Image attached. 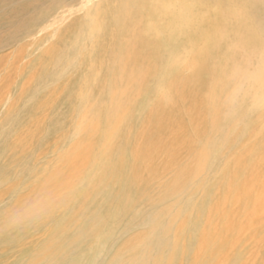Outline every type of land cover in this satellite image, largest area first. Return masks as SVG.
Here are the masks:
<instances>
[{"label":"rangeland","instance_id":"obj_1","mask_svg":"<svg viewBox=\"0 0 264 264\" xmlns=\"http://www.w3.org/2000/svg\"><path fill=\"white\" fill-rule=\"evenodd\" d=\"M142 1L0 0V216L21 212L28 219L58 220L53 215L79 201L91 199L85 213H100L113 198L134 196L136 211L147 214L148 220L122 221L110 242L113 247L155 228L148 264H264V217L259 226L241 234L229 261H220L226 251L219 248L208 259L195 261L203 227L229 183L242 186L255 170L264 178V104H257L251 92L233 96L237 70L264 64V0H190L189 11L167 19L155 32L153 25L160 22H150L156 17L145 23L128 17L138 4L144 6ZM117 14L126 16L117 19ZM143 24L148 31H142ZM113 32L119 36L116 43ZM122 43L134 47L130 56L135 64L130 66L138 70L133 77L152 71L140 89L132 87V75L123 76L120 66L112 70L107 63L104 75L94 68L101 57L109 62L107 57ZM122 102L130 115L121 118L115 131L122 133L113 136L114 106ZM195 105L200 113L194 117ZM161 108L168 119L182 122L183 129L167 134L154 128L160 122L153 121V115ZM86 110L92 111L90 119L102 117L92 164L74 193L49 202L44 186L85 138L81 124ZM191 119L196 120L192 126ZM178 138L193 150L181 151L175 160L165 149ZM106 143L117 151L124 147L128 159L118 185L112 183V174L106 175L117 160V152L112 155L110 148H103ZM140 149L144 160L137 155ZM201 149L209 157L204 170L180 193L166 195L178 169L193 165ZM141 169L151 178L145 176V183L134 177ZM36 204L48 213L33 215ZM230 204L226 209L231 213L238 204ZM182 218L188 219L183 233L165 231L172 220ZM216 219L221 220L219 215ZM38 223L43 226L34 233ZM52 225L47 219L28 222L27 235L16 236L14 244L18 249L26 239L39 236L31 255L19 262L21 254L14 251L16 258H0V264H12L14 258L15 263L33 264L38 252L45 254L51 245L45 233ZM59 255L45 254L40 264H60Z\"/></svg>","mask_w":264,"mask_h":264},{"label":"bare ground","instance_id":"obj_2","mask_svg":"<svg viewBox=\"0 0 264 264\" xmlns=\"http://www.w3.org/2000/svg\"><path fill=\"white\" fill-rule=\"evenodd\" d=\"M191 3L192 1L190 0H143L142 4L144 6L138 4L133 12H128L130 13L128 14V17L131 19L137 17V22L143 20L144 23L145 20H148L151 16L154 18L156 17L158 20L150 22H160V24L153 25V31L155 32L159 30L162 25H165L167 19H170L171 17L173 19V17L178 14L183 15L184 12L186 13L189 11L190 7L188 6ZM125 16L126 15L124 14H117L116 18L118 19L119 17ZM146 23H149V21ZM143 27L145 28V31H148L149 28L146 24L142 25V31H144ZM114 33L115 36L118 37L115 38L116 43L119 36L116 35V32H113V34ZM119 51L120 53L118 54ZM112 52L113 53L107 57L109 58V62L101 57V59H99V61H101H97L95 63L96 66L94 68L96 71L100 72L101 70L100 75H104L103 72L106 69L109 70V67L106 68L108 65L111 64L113 66L112 70H116L114 66H120L118 70L122 72L123 76L129 78V75H132L130 78L133 84L132 87L137 85V88L140 89L144 85L147 77L152 74L151 69H146L145 71L136 74V77H133V72L138 70L136 69L137 66L131 70V66L135 64L133 61L134 59H131L130 56V54L134 53V47H131L130 45L125 47L122 43L119 49L116 48ZM123 52H126L124 57ZM107 63L109 64L106 65ZM130 79L126 83L128 87ZM125 106L124 102L120 105L116 103V106H114L115 110L113 113H115L114 116H117V119L115 121L116 124L114 132L112 133L113 136L120 135L122 133V131H115L121 118H126V116L130 115ZM164 110L161 108L157 111L158 114L155 113L153 115V121L160 122L158 126L154 125V128H163L167 131V134H173L177 132V130H182V122L168 119L166 111ZM193 111L194 117L200 113L198 105L194 106ZM83 117L84 119H82L83 124H81V127L82 131L85 133V138L75 145L70 154H68L63 160L61 167L54 170L51 177L48 178V183L44 186L43 195L46 197L50 195L48 197L49 202H51L54 197L59 195L61 196H59L60 199L58 201L62 200V193H74L78 186L77 183L81 180L82 174L92 164L91 157L96 143L98 142L99 137H101L99 135V131L102 117L98 116L90 119L92 118V111L89 110L85 111ZM189 121L192 126L196 120L191 119ZM127 129L123 130L127 131ZM149 129H153V125H150ZM103 137L104 136H102V138ZM178 139V143L175 142L176 139L170 141L169 145L166 146V149L164 147L165 142L163 140H161L162 142L160 141L161 146L165 149V151H168V153L172 155V159L175 160L179 158L181 151L190 152L193 150V145L189 143H182V140L180 138ZM141 142L143 145L142 147H144L145 142ZM125 146H127V142H125ZM150 147L151 146H147L146 150L148 152V158L151 156ZM103 148H105V151H108L110 144H104ZM116 152L117 160L113 166L109 167V173L107 172L106 175L112 174V183L118 185L117 183L122 180V177L120 176L121 170L125 166V162H127L128 159L124 157V147L117 151L111 146L109 153H112L113 155L116 154ZM141 154L140 149V151L137 152L139 158H142ZM195 156L196 160L193 165L186 166L182 170L178 169L174 180L166 188V195L180 193L186 188L187 183L192 179L194 174L196 175V173L204 170L209 159L207 151L205 149H201L196 152ZM142 159L144 160V158ZM169 165H171V163ZM143 170L144 169H141L136 176L134 175L137 183L141 181V179L143 183L148 181V179L145 180V176L151 179L150 176L147 175V172ZM115 171H117V175L115 174ZM262 178V175L255 170L252 172V176L250 175L242 186L235 188L234 185L231 186V182L229 183L227 191L224 192L226 195L224 196L223 201L219 200L216 202V205L211 210V218L208 219V222L203 227V232L199 238L196 248L197 253L195 261L200 262L204 258L208 259L209 255L217 251L218 248L222 251H226L221 256L220 261H229L235 254L236 250L234 248L240 241L241 234L250 228H254V226H259L264 217V178ZM133 197L134 196H123L122 198H113L108 202L107 208L100 213L97 211L95 213H85L86 209L89 207L88 205L91 202V199L79 201L78 203V199H71V201H75L73 203H77V206L74 204L64 206V212L53 215L56 218H60L58 220L49 216H46V218L42 216H31L28 219L23 216V213L21 212L12 215L11 213H7L5 214L7 218H2V216H0V258L13 259L16 255L14 251H17L21 254V257L18 260L20 262L26 259L28 255H31V250L34 249L33 246L35 243L40 241V237L33 234L37 239H26L25 243L20 245L18 249L15 248L14 238L19 235H27L25 225L28 224V222L35 219H47V221L52 222L53 225L50 227L49 232L45 233L46 237L50 238L51 243L50 247L46 249L45 254L50 255L51 252L54 254L57 252V254H60L59 256L63 258V261L60 262V264H148L146 260L149 259L150 263L153 256L152 245L153 237L154 240L156 237L155 228H148L140 234L130 236L123 244H121V246L113 247V244L110 243L115 236V233H117L118 230L120 231L119 228H121L122 221L133 224L137 220L144 222L148 220L147 214H139L136 211L133 204L136 202V199ZM67 201H69V199L65 198V205L68 203ZM230 202V206L234 203L238 204V207L231 213L226 209ZM114 205L117 206L116 209L113 208ZM243 209L246 212H244ZM121 211L123 213H121ZM52 212L53 209H51L50 215ZM31 213H33V215L37 213L38 215H42V213L48 212L45 211L43 205L38 207L36 204ZM216 213L220 216L221 220L219 221L223 223V225H221L220 222H216V218L218 217ZM135 214L138 215L134 216ZM120 217H122L121 220H119ZM49 218H53V220ZM180 219L172 220L165 231L177 233V236L183 233L182 231H184L187 227L188 219L182 218L183 220L181 221ZM26 220H28L27 223L23 224ZM42 226L43 225L35 226L33 232H39ZM130 229H135V227H130ZM28 230L31 233V228ZM28 236L30 235L28 234ZM60 237L61 240L59 241L58 239ZM70 238V242L66 244ZM38 254L39 256L35 259L33 264H40L41 260H43L45 254L42 255L40 252H38ZM15 258L12 264H20L19 262L15 263Z\"/></svg>","mask_w":264,"mask_h":264},{"label":"clouds","instance_id":"obj_3","mask_svg":"<svg viewBox=\"0 0 264 264\" xmlns=\"http://www.w3.org/2000/svg\"><path fill=\"white\" fill-rule=\"evenodd\" d=\"M249 92L254 94L257 104H264V64L255 67H241L237 70L233 96L240 98Z\"/></svg>","mask_w":264,"mask_h":264}]
</instances>
